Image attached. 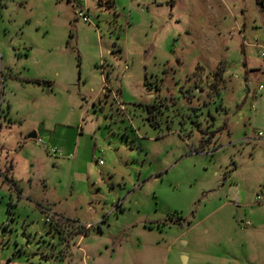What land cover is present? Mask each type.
I'll return each mask as SVG.
<instances>
[{
  "label": "rangeland",
  "instance_id": "rangeland-1",
  "mask_svg": "<svg viewBox=\"0 0 264 264\" xmlns=\"http://www.w3.org/2000/svg\"><path fill=\"white\" fill-rule=\"evenodd\" d=\"M263 40L257 0H0V264H264Z\"/></svg>",
  "mask_w": 264,
  "mask_h": 264
},
{
  "label": "built area",
  "instance_id": "built-area-1",
  "mask_svg": "<svg viewBox=\"0 0 264 264\" xmlns=\"http://www.w3.org/2000/svg\"><path fill=\"white\" fill-rule=\"evenodd\" d=\"M76 19L82 20L85 23H90L89 14L86 11H83V10H79V11L76 12ZM256 47L259 49L260 58L264 61V40H263L262 43H257ZM263 72H264V68H263ZM263 91H264V85H261L259 87V89H258V92L262 93ZM253 109H254V107H253ZM258 139L264 140V132H260L258 134ZM35 142H36L37 145L45 146V148L48 149V147H46V144L43 142L42 139L37 138L35 140ZM48 150L53 155H57L58 154L57 150H55L54 148H51V149H48ZM100 164H103V162L101 161ZM250 225H251L250 222H248L245 226L249 227Z\"/></svg>",
  "mask_w": 264,
  "mask_h": 264
},
{
  "label": "crops",
  "instance_id": "crops-1",
  "mask_svg": "<svg viewBox=\"0 0 264 264\" xmlns=\"http://www.w3.org/2000/svg\"><path fill=\"white\" fill-rule=\"evenodd\" d=\"M263 70V69H262ZM2 95H4V93H2ZM0 103H2L3 104V101L2 100H0ZM1 126H2V124H1ZM37 138H38V135H37ZM29 141V140H28ZM35 141V140H34ZM29 143V142H28ZM28 143H25L24 145H22V149L24 150L25 148H26V146L28 145ZM36 143V142H35ZM45 149V148H44ZM49 149V148H48ZM47 148L45 149V150H47L48 151V153L49 154H51L50 152H49V150H48ZM57 152L58 153H60L61 152V150H57ZM9 155V154H8ZM15 160H14V158H12L11 159V162H10V165H9V167L7 168V170H6V172H2L1 170H0V173L1 174H6L7 175V179H6V177L4 176V175H1V176H3L4 177V179H5V181L6 182H8V184L12 187V188H14L15 190H17V191H19V193L21 194L22 192L24 193V190H22V189H20V188H18L17 186V180L18 179H21L22 178V176L20 175L19 176V174H17L18 172H16V167H15ZM21 196V195H20ZM68 257H66V259H67ZM184 258H185V260L186 261H190V258H187V257H185L184 256ZM53 262H56V261H53ZM57 263H59L58 261L56 262V264ZM53 264V263H52Z\"/></svg>",
  "mask_w": 264,
  "mask_h": 264
},
{
  "label": "trees",
  "instance_id": "trees-1",
  "mask_svg": "<svg viewBox=\"0 0 264 264\" xmlns=\"http://www.w3.org/2000/svg\"><path fill=\"white\" fill-rule=\"evenodd\" d=\"M260 4H261V7L263 8V6H264V2H260V0H257ZM107 5V8H109V9H113L114 7H115V0H99V5L100 6H104V5ZM242 47H244V44H242ZM248 71V70H247ZM248 78V73H247V75H246V79ZM245 102V100L243 101V103ZM0 175H4L5 177H6V179H7V175L6 174H1L0 173Z\"/></svg>",
  "mask_w": 264,
  "mask_h": 264
},
{
  "label": "water",
  "instance_id": "water-1",
  "mask_svg": "<svg viewBox=\"0 0 264 264\" xmlns=\"http://www.w3.org/2000/svg\"><path fill=\"white\" fill-rule=\"evenodd\" d=\"M37 139V134L36 132L31 133L28 137L27 140L31 141V140H36ZM185 259V258H184Z\"/></svg>",
  "mask_w": 264,
  "mask_h": 264
}]
</instances>
